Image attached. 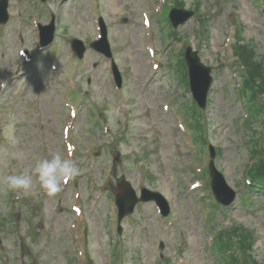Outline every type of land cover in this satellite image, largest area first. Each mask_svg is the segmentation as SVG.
Masks as SVG:
<instances>
[{
	"label": "rangeland",
	"instance_id": "374dc122",
	"mask_svg": "<svg viewBox=\"0 0 264 264\" xmlns=\"http://www.w3.org/2000/svg\"><path fill=\"white\" fill-rule=\"evenodd\" d=\"M184 1L191 8L193 0ZM99 2L102 17L109 25L114 59L124 78L120 94L115 93L108 62L99 53L89 48L82 61L71 53V37L84 41L94 37L90 0H63L56 11V42L39 50L34 22L38 15L48 19L47 9L38 0L9 1L10 19L0 30V264H75L73 252H79L74 240L79 232L73 227L77 216L71 208L76 200L83 205L87 219L82 239L86 241L89 264L93 262L90 257L99 264H109V237H119L115 233L112 197L122 176L135 187L145 184L159 189L170 202L169 218L165 217L164 222L153 202L138 204L134 213L124 218L121 237L127 251L126 264H166V258L174 257L187 264H217L215 253L208 250L212 235L203 216L204 208L199 205L202 198L210 201L209 187L193 188L188 184L198 176L193 164L206 165L208 151L199 158L187 154L191 144L176 126L175 112L186 119L184 111L176 110V106L183 104L190 93L176 81L181 78L177 66L176 79L168 74L171 53L182 42L170 41L171 36L161 29L166 24L167 7L161 3L158 12L149 13L147 19L154 22V35L148 39L141 13V9H149L148 0ZM121 2L128 5L122 8ZM228 5L237 7L231 16L239 20L242 38L264 60V7L256 0H203L196 15L208 10V38L195 35V15L176 28V37L184 36L213 70L204 108L206 136L219 148L216 165L236 193L232 204L215 211L213 223H243L254 229L257 241L253 253L258 262L264 263V194L240 189L248 164V148L243 141L247 127L241 124L245 108L240 104L234 85L236 75L227 56L228 39L233 34ZM231 26L234 29L233 23ZM149 42L158 49L154 55L147 50ZM154 61H162L160 76L152 72ZM76 81L80 82V90L88 92L77 99L82 104L70 123L75 125L83 145L81 154L71 157L79 176L67 180L55 196H49L40 187L34 168L39 161L63 153L60 131L70 117L63 94ZM92 109L99 112V123L107 125L109 140L98 145L94 149L96 157L89 160L87 148L104 136L100 124L92 120ZM255 128H262V124L255 123ZM120 137L124 140L119 144ZM138 157L143 165L135 163ZM112 160L114 167L110 169ZM21 174L32 178L31 187L26 191L10 190L6 177ZM93 185H104L102 192ZM244 260L242 264H251Z\"/></svg>",
	"mask_w": 264,
	"mask_h": 264
},
{
	"label": "clouds",
	"instance_id": "9594fccd",
	"mask_svg": "<svg viewBox=\"0 0 264 264\" xmlns=\"http://www.w3.org/2000/svg\"><path fill=\"white\" fill-rule=\"evenodd\" d=\"M34 174L40 187L49 196H55L62 190L63 184L79 175V168L70 159H65L60 153H56L51 159L38 162L34 168ZM32 185V178L27 175H12L6 177V186L10 190H28Z\"/></svg>",
	"mask_w": 264,
	"mask_h": 264
},
{
	"label": "trees",
	"instance_id": "16d2710c",
	"mask_svg": "<svg viewBox=\"0 0 264 264\" xmlns=\"http://www.w3.org/2000/svg\"><path fill=\"white\" fill-rule=\"evenodd\" d=\"M245 47H246V49H247V52H248V54H249L250 59L253 60V61H254V64H255V65H252V68H253L252 73L254 74V73L258 72L259 76H260L261 79L264 81V71H263V68H262L261 64H260L259 62H257V61L254 60V53L252 52V50H251L248 46H246V45H245ZM241 51H242V53L245 54V49H244L243 46H242V50H241ZM253 77H254V76H253ZM253 77H251V80H253ZM256 169H257V173H258V174H263V175H264V160L261 161V162L256 166ZM233 230H234L233 228L225 230V231L222 233V237H223V238H227V239H229V240H228V243L231 244V246H233L234 249L237 248L238 246L242 247V245H243V242H242V241H238L239 239H237V240H232V237H233L234 234H232L231 231H233ZM220 240H221V239H220ZM237 241H238V242H237ZM244 241H246V240L244 239ZM228 243L222 242L221 244H222V245H223V244L225 245V244H228ZM249 246H250V244H248V247H249Z\"/></svg>",
	"mask_w": 264,
	"mask_h": 264
},
{
	"label": "water",
	"instance_id": "95a60500",
	"mask_svg": "<svg viewBox=\"0 0 264 264\" xmlns=\"http://www.w3.org/2000/svg\"><path fill=\"white\" fill-rule=\"evenodd\" d=\"M5 6H6V1H4L3 3L0 4V21L5 20V18H6ZM186 56H187V61H188L192 76L198 75L202 66H201V63H199V60L196 56V53L188 50ZM204 93H205V89L201 88L199 90V94H198L199 97H202L204 95ZM118 201L120 204V201H121L120 198H118Z\"/></svg>",
	"mask_w": 264,
	"mask_h": 264
}]
</instances>
